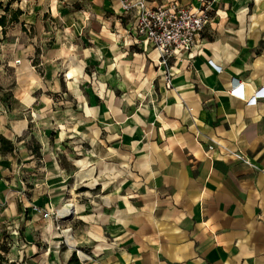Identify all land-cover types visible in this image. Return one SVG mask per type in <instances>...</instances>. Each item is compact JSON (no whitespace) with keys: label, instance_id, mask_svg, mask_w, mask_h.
<instances>
[{"label":"crops","instance_id":"obj_1","mask_svg":"<svg viewBox=\"0 0 264 264\" xmlns=\"http://www.w3.org/2000/svg\"><path fill=\"white\" fill-rule=\"evenodd\" d=\"M66 5L48 62L70 107L51 110L35 151L15 145L23 127L0 128L13 146L0 148V241L23 227L21 254L52 264H264V96L246 102L264 88V26L212 18L165 69L142 39L88 29L93 12ZM19 9L20 27L42 22Z\"/></svg>","mask_w":264,"mask_h":264},{"label":"rangeland","instance_id":"obj_2","mask_svg":"<svg viewBox=\"0 0 264 264\" xmlns=\"http://www.w3.org/2000/svg\"><path fill=\"white\" fill-rule=\"evenodd\" d=\"M2 1L3 3L9 2L12 10L22 6L27 13L36 12L39 19H42V22L39 21L36 25L27 24L26 27H20L18 19L17 23L8 26L4 32L0 28V128L5 126L6 121H9L13 128L23 127V132L20 137L16 138L15 145L29 146L33 148L31 151H35L34 132L41 129V125L48 124L53 120L51 110L70 107V102L67 103L63 96L64 87L61 83L63 75L59 73V70H55L53 63L51 65L48 62L54 56H60L53 49V29L64 31L63 22L56 23L55 17H53V12L56 9H61V7L67 6L66 3H69V7L71 6L72 9L91 11L94 17H91L90 14L89 23L86 25L88 29H93L96 25L100 26V22H102L105 31L125 29L127 31L125 34L130 36L133 42L134 34L131 30L141 3L144 7L152 9L163 3L175 2L189 7L194 1L196 2V0H87V4H85L74 0ZM232 1L206 0L210 22L212 18L221 17L223 20L226 19L227 23L232 22L233 27L236 28L256 26L254 24L256 21L264 26V0H251L249 5L233 4ZM125 4L130 6L128 10L123 8ZM2 14L3 12L0 10V15ZM227 23L221 27H232ZM80 24L82 27L85 26L82 21ZM212 24L218 28L217 23ZM215 37H209V39ZM143 44L148 45L144 42ZM88 45H90L89 42ZM62 57L61 61H64L65 55L62 54ZM85 72L88 76L94 77L92 66H87ZM94 86L95 82L91 81L88 89ZM33 112H37L38 116L31 115ZM13 167L14 164L9 167L3 166L4 172L7 169L11 172ZM65 211H59L58 216H64V213L69 212ZM23 232V227L5 228L2 231L0 246L5 247L7 252L1 254L7 262L52 264L49 262V258L31 256L30 253L21 254ZM75 256L78 259L76 254Z\"/></svg>","mask_w":264,"mask_h":264},{"label":"built area","instance_id":"obj_3","mask_svg":"<svg viewBox=\"0 0 264 264\" xmlns=\"http://www.w3.org/2000/svg\"><path fill=\"white\" fill-rule=\"evenodd\" d=\"M127 1V0H124ZM197 6L185 8L176 4L169 6H157L152 9L144 7L141 3L133 23L132 33L137 39L150 45L159 54V65L166 69L170 59H177L182 55L189 56L190 51L196 45L199 34L209 24L208 3L206 0H196ZM129 4V3H128ZM123 8L129 9V5ZM166 87H170V74L164 72ZM231 94L243 98V88H234ZM264 96V88L258 91L246 102L254 104L256 99ZM208 150H212L208 147ZM246 165H251L249 160L240 152L231 154ZM37 211V209H35ZM58 216V213L55 214ZM69 215L67 213L65 216ZM43 218L50 216L43 213Z\"/></svg>","mask_w":264,"mask_h":264},{"label":"trees","instance_id":"obj_4","mask_svg":"<svg viewBox=\"0 0 264 264\" xmlns=\"http://www.w3.org/2000/svg\"><path fill=\"white\" fill-rule=\"evenodd\" d=\"M0 10H2L3 14L0 15V28L4 32L5 29L18 22L19 17L22 15L21 10L10 9V3H3L2 0H0ZM0 144H1V150L3 152H8L13 149V146L10 142L6 141L3 137L0 136ZM7 252V249L3 246H0V264H15L14 262H7V260L4 258L2 254H5ZM2 253V254H1ZM67 264H81L78 259L76 258L75 254L73 253L71 257L69 258Z\"/></svg>","mask_w":264,"mask_h":264}]
</instances>
